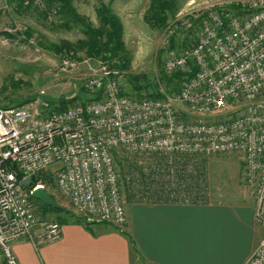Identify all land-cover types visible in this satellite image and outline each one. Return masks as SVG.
<instances>
[{
    "label": "built area",
    "instance_id": "obj_1",
    "mask_svg": "<svg viewBox=\"0 0 264 264\" xmlns=\"http://www.w3.org/2000/svg\"><path fill=\"white\" fill-rule=\"evenodd\" d=\"M228 6L189 13L193 24L180 14L164 29L161 70L165 76L186 75L177 93L159 87V98L128 95L119 70L105 64L84 78L86 99L62 110L43 91L16 107H0L4 264H19L12 251L18 240L38 251L61 237L57 222L37 216L32 192L45 191L43 179L37 180L43 175H50L56 191L87 223L123 232L129 203L201 202L210 192V160L233 156L254 223L264 229V0ZM58 12L50 8L48 20ZM186 28L189 41L180 52L171 49ZM111 63L119 65L117 59ZM31 176L35 183L26 189L22 181ZM244 264H264V238Z\"/></svg>",
    "mask_w": 264,
    "mask_h": 264
},
{
    "label": "rangeland",
    "instance_id": "obj_2",
    "mask_svg": "<svg viewBox=\"0 0 264 264\" xmlns=\"http://www.w3.org/2000/svg\"><path fill=\"white\" fill-rule=\"evenodd\" d=\"M29 1L0 0V105L15 106L29 102L41 91L48 100L73 97L85 100L87 96L82 90L84 78L91 72L99 73L101 66L107 64L106 61L89 57L86 50L76 47L78 43L89 40L80 24L66 25L68 15L63 18L59 12L49 21L47 13L52 7L46 8L45 0ZM165 1L170 8L160 16L157 9L162 0H71L73 13L95 29L100 27L99 3L108 7L120 20L125 52L119 65L125 69L119 71V79L122 91L128 95L135 96L128 77L138 78L141 84L150 86L151 91H157L159 87L165 89L160 83V70L166 52L162 34L171 21L181 14L188 23L191 18L193 24L189 13L204 14L207 8L215 11L227 9L229 2L237 0ZM53 7L59 9L56 5ZM188 29L182 30L173 39L171 49L181 51L182 46L189 41L185 34ZM64 43L69 47L64 46ZM241 171V165L235 157L219 156L210 160L208 173L213 184L230 192L234 183L240 182ZM44 189L55 204L69 214L48 211L46 216H42L44 203L34 201L38 215L43 219L62 223L73 218L85 220L54 187L49 185Z\"/></svg>",
    "mask_w": 264,
    "mask_h": 264
},
{
    "label": "crops",
    "instance_id": "obj_3",
    "mask_svg": "<svg viewBox=\"0 0 264 264\" xmlns=\"http://www.w3.org/2000/svg\"><path fill=\"white\" fill-rule=\"evenodd\" d=\"M207 179L210 192L201 202L129 203L123 232L102 223L56 221L59 240L38 251L18 240L12 251L19 264H244L264 238L247 188L237 181L225 192L211 174ZM38 213L40 222H47Z\"/></svg>",
    "mask_w": 264,
    "mask_h": 264
},
{
    "label": "trees",
    "instance_id": "obj_4",
    "mask_svg": "<svg viewBox=\"0 0 264 264\" xmlns=\"http://www.w3.org/2000/svg\"><path fill=\"white\" fill-rule=\"evenodd\" d=\"M29 1V0H28ZM47 5L46 8L53 7L54 5L59 6V14L63 16V18L68 15L69 20L66 23L68 25L69 23H75V24H80L83 27V31L85 32L86 36H89V40L87 42H81L77 44V48L81 47V49L86 50L87 55L89 57H93L96 59H101L103 61H106V65L108 68H116L119 71H122L125 69L124 67L118 65L115 67L112 65V60L117 59L118 61L121 62V58H123L125 49L124 45L122 42V27L120 20L118 19L117 16H115L111 10L108 7H104L101 3H99V10H98V15H99V24L100 27L95 29L92 27L90 23H87L85 20L82 18L78 17L73 13V9L71 7V0H45ZM29 2L32 3V0ZM51 3V4H50ZM53 5V6H52ZM170 8L169 4L165 0H162L161 5H158L157 12H160V16H162L166 11H168ZM232 10H236L237 7L231 6L230 7ZM45 11V15H46ZM159 20V18L157 19ZM163 23V20L160 21ZM70 25V24H69ZM173 40L171 41V48H173ZM64 46H67L64 43ZM160 83L164 85L165 87V92L168 94H173L177 93L180 88L181 82L185 79L184 74L181 73H176L172 76H165L162 71L160 70ZM128 83L131 85V89L135 92V96H141L143 92L146 93L149 97L152 98H159L160 94L156 90L151 91L152 89L150 86L146 84H141V81L136 78V77H128ZM150 89V90H149ZM147 90L149 91L147 93ZM78 100L77 97H73L72 99H59L57 101L49 100L52 103H57L58 110H62L65 108L69 103L72 101ZM20 104H16V107ZM1 107V105H0ZM3 107H10V106H3ZM43 179L45 184L47 186L51 185L52 186V180L50 175H43V177H37V180ZM34 201L37 202L36 199H33ZM39 202V201H38ZM43 204V203H42ZM45 210L42 211V215L46 214V212H56V213H66L69 214L68 211L63 210L58 206L57 208H51V207H46L45 204H43ZM70 222L75 223V224H82L84 226H87V222L84 219H77L73 218Z\"/></svg>",
    "mask_w": 264,
    "mask_h": 264
},
{
    "label": "water",
    "instance_id": "obj_5",
    "mask_svg": "<svg viewBox=\"0 0 264 264\" xmlns=\"http://www.w3.org/2000/svg\"><path fill=\"white\" fill-rule=\"evenodd\" d=\"M35 183V178L33 176L24 179L22 181V186L26 189L32 187ZM32 197L42 203H44L47 207L57 208L58 206L52 200V198L48 195V193L42 189L35 190L32 192Z\"/></svg>",
    "mask_w": 264,
    "mask_h": 264
}]
</instances>
